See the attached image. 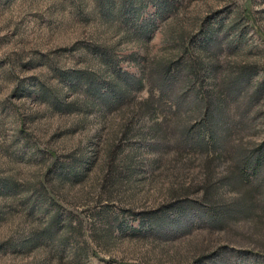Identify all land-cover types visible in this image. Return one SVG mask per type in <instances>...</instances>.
Here are the masks:
<instances>
[{"label":"rangeland","instance_id":"rangeland-1","mask_svg":"<svg viewBox=\"0 0 264 264\" xmlns=\"http://www.w3.org/2000/svg\"><path fill=\"white\" fill-rule=\"evenodd\" d=\"M241 70L225 151L195 146ZM262 144L264 0H0V264H264V204L221 185Z\"/></svg>","mask_w":264,"mask_h":264},{"label":"trees","instance_id":"trees-1","mask_svg":"<svg viewBox=\"0 0 264 264\" xmlns=\"http://www.w3.org/2000/svg\"><path fill=\"white\" fill-rule=\"evenodd\" d=\"M204 66V64H200ZM193 67H189L191 70ZM203 68V67H202ZM192 71V70H191ZM208 71V70H207ZM216 71L215 66L211 67V74ZM196 70H193L192 73H195ZM240 75V76H239ZM247 75V76H246ZM246 76L247 81L243 82L242 77ZM229 83L218 86L213 92H210L205 97L199 99V104L197 110L205 111L207 110V119L204 135H200L198 141H196L195 146H207L208 144L212 145L217 152L225 151L226 144L228 145V140L231 137V132L227 131L224 125L226 124V108L230 100H236V95L244 90V86L250 81V74H244L241 71L236 73H231L229 75ZM165 92V90L163 89ZM123 93L130 92L128 86L119 85L116 90L117 97ZM203 98V99H202ZM225 128V129H224ZM209 137V142L207 143L206 138ZM225 144V145H224ZM235 161V168L233 172L230 173L229 177L222 179L221 185L227 187L232 191L242 193L244 196L243 203H237L235 206L236 214L249 216H255L256 206L258 202L264 204V144L254 145L252 148H247L244 145H241L237 148ZM218 158H222V155L218 154ZM214 174H209L207 190L204 193V201L210 205V207L215 208L217 201L222 200V195L215 194L217 190L219 191L220 187L217 189V186L213 182ZM220 185V186H221ZM7 187V186H6ZM216 202V203H215ZM242 202V201H241ZM225 207V206H224ZM230 207V208H231ZM214 209L211 210L209 214L214 215L213 219L210 221L212 225H215L216 228L222 229L225 225L222 223V219H229L232 209L227 208ZM263 216L260 217L261 221H264V206L262 207ZM208 214V215H209ZM256 218V217H255ZM226 227V226H225Z\"/></svg>","mask_w":264,"mask_h":264}]
</instances>
